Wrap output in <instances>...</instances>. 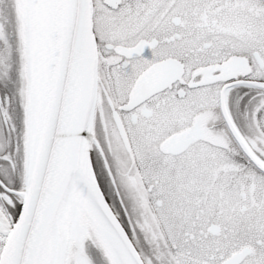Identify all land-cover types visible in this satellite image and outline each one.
I'll return each mask as SVG.
<instances>
[{"label": "snow or ice", "instance_id": "6c2138e0", "mask_svg": "<svg viewBox=\"0 0 264 264\" xmlns=\"http://www.w3.org/2000/svg\"><path fill=\"white\" fill-rule=\"evenodd\" d=\"M0 264H264V0H0Z\"/></svg>", "mask_w": 264, "mask_h": 264}]
</instances>
